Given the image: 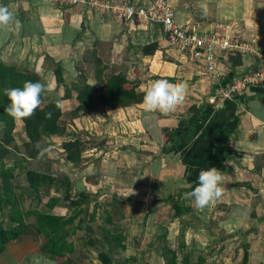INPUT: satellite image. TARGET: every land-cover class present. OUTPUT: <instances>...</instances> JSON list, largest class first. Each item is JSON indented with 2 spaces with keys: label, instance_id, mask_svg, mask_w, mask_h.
<instances>
[{
  "label": "crops",
  "instance_id": "crops-1",
  "mask_svg": "<svg viewBox=\"0 0 264 264\" xmlns=\"http://www.w3.org/2000/svg\"><path fill=\"white\" fill-rule=\"evenodd\" d=\"M122 1L140 5L147 0ZM166 3L176 24L209 32L216 22L227 23L264 55V0ZM201 4H207L206 14ZM0 6H7L14 16L9 26L0 28V61L36 72L48 89L56 85L52 75L56 63L63 85L81 77L93 84V70L100 66L104 72L136 77L135 90L143 95L158 79L189 85L184 101L167 113L145 112L143 98L117 109L73 112L76 100L61 98L62 84L48 93L50 100L59 102L57 123L63 131L43 137L48 151L42 159L51 163L52 147L62 152V142L79 136L85 143L80 160H64L66 169L60 175L69 181L70 198L83 192L88 206L94 207L87 212L93 214L92 220L84 223L92 233L84 226L67 238L74 249L66 254L69 264H102L98 251L111 260L109 264H164V248L175 252L176 264L198 258L204 264H264V85H247L229 99L220 94L231 78L254 66V56L219 53L220 75L214 79L200 63L169 45L157 22L116 19L82 4L60 6L45 0H0ZM15 20L23 25L18 34ZM44 167L36 169L50 173ZM209 167L223 174L225 190L215 204L200 210L184 193L192 190L187 185L196 186L200 170ZM16 171L17 182L27 188L23 173L17 177ZM58 185L62 195L57 180L40 192L47 194ZM31 193L38 194L28 189L25 198ZM25 198L22 202H29ZM64 201L60 196L50 209L44 204V210L36 209L66 217L72 208L65 215ZM181 207L185 210L179 212ZM3 208L0 225L7 228L14 223ZM29 216L27 221L33 222ZM105 228L121 234L122 249H110L101 239ZM30 230L1 245L0 264H55L57 259L41 249L43 237Z\"/></svg>",
  "mask_w": 264,
  "mask_h": 264
},
{
  "label": "trees",
  "instance_id": "trees-1",
  "mask_svg": "<svg viewBox=\"0 0 264 264\" xmlns=\"http://www.w3.org/2000/svg\"><path fill=\"white\" fill-rule=\"evenodd\" d=\"M153 46L154 44L143 46L142 49L146 51L147 48ZM93 62L95 66H98L97 59H93ZM102 69L103 67L100 66V68L95 67L93 70V84L86 83L84 78L81 77V79L73 80L69 85H63L59 64L56 63L52 68L55 84L57 86L62 84L61 98L74 96L76 100L73 112L86 110L97 113L102 107L117 109L137 103L143 98V94L135 90L138 85L136 77H129L114 71L104 72ZM25 81L37 82L39 81V75L25 67L21 68L11 62L0 61V211L2 206L6 204L9 211L8 220L14 223L7 228L0 225V247L3 243L26 233L30 228L32 234L43 237L44 242L41 249L57 259L55 264H69L70 258L66 257V254L72 253L74 249L67 238L75 230L83 229L86 225L84 224V217H78L74 224H72V221L77 214L86 212L83 207L88 202L83 192H79L75 198H70L68 193L70 184L65 175L52 177L48 172L45 173L36 168L28 167L27 162H25L26 167L22 165L23 157L28 161L36 158L38 149L34 145L38 143L43 148L44 143L41 141L43 137L60 135L63 131V127L57 123L60 115L59 102L58 100H50L47 92L43 94V102L31 118L13 119L7 114L5 108L9 104V100L4 94V89L22 87ZM48 112L52 113L51 119H45V114ZM16 120L20 122L26 138L20 143V146L14 143L13 137ZM60 145L64 160L70 163L79 162L84 143L78 137H73ZM6 161H10L11 164L6 166L4 164ZM15 169H21L27 188L35 194L46 191L54 180L59 181L63 186L61 199L67 201L66 208H72L71 214L63 217L50 212L44 213L39 209H34V211L22 209L19 204L22 198V188L13 174ZM58 200L59 197H48L44 206L50 209ZM93 210L94 207L92 212ZM181 210L185 209L181 207L179 212ZM88 214L85 213L88 216L86 222L93 218V214ZM27 215H33L34 221L28 222L25 218ZM84 230L92 233L91 226H85ZM100 236L110 249H122L124 247L121 243L122 236L119 233H111L108 228H105L100 231ZM160 236L163 238L164 234ZM164 255V264H176L173 250L164 248ZM97 258L102 264L111 262L100 251L97 252ZM181 264H204V260L198 258L195 262L189 263L183 259Z\"/></svg>",
  "mask_w": 264,
  "mask_h": 264
},
{
  "label": "built area",
  "instance_id": "built-area-1",
  "mask_svg": "<svg viewBox=\"0 0 264 264\" xmlns=\"http://www.w3.org/2000/svg\"><path fill=\"white\" fill-rule=\"evenodd\" d=\"M51 4L67 6L82 4L88 9L98 10L109 17L142 18L159 23L167 43L184 51L190 60L200 63L205 72L218 79L219 53L252 55L256 63L244 69L228 81L221 90V98L229 99L238 95L247 85H264V55L231 31L227 23L216 22L209 32L198 31L188 24L178 25L173 21L171 9L166 0H147L143 4H132L122 0H45Z\"/></svg>",
  "mask_w": 264,
  "mask_h": 264
},
{
  "label": "clouds",
  "instance_id": "clouds-1",
  "mask_svg": "<svg viewBox=\"0 0 264 264\" xmlns=\"http://www.w3.org/2000/svg\"><path fill=\"white\" fill-rule=\"evenodd\" d=\"M201 9L207 12V4H201ZM14 20L13 13L7 6H0V28H6ZM23 25L15 20L14 30L19 33ZM189 85L186 81L170 83L167 79H158L147 86L142 99V108L145 112L167 113L175 110L180 105L188 92ZM48 91L45 84L37 81H25L22 87L4 89V94L9 100L5 108L7 114L13 119H29L40 107L43 94ZM52 113L45 114V119H51ZM38 149V156L44 157L47 148H42L38 143L34 145ZM223 174L216 167L201 169L197 177L195 187L184 193V198L193 200L195 206L203 210L215 204L223 195Z\"/></svg>",
  "mask_w": 264,
  "mask_h": 264
},
{
  "label": "rangeland",
  "instance_id": "rangeland-1",
  "mask_svg": "<svg viewBox=\"0 0 264 264\" xmlns=\"http://www.w3.org/2000/svg\"><path fill=\"white\" fill-rule=\"evenodd\" d=\"M51 87L48 89L49 91H47V94L48 93H50L51 91H54L55 92V90H56V88H57V85L55 86V85H50ZM57 91V90H56ZM57 93V92H56ZM60 93V92H59ZM18 121V120H17ZM20 122H17L16 123V125H15V127H14V129H13V137H14V143L16 144V145H18V146H20V143L22 142V134H23V130H22V126H21V124H19ZM20 127H21V129H20ZM78 138H79V136H78ZM80 139V138H79ZM81 140V139H80ZM42 141V140H41ZM58 142H59V140H58ZM42 143H44V141H42ZM47 143H49V142H47ZM55 143H57V141L55 142ZM52 144V143H51ZM84 146H85V143H84ZM56 147H57V145H56ZM51 150H53L54 151V153H52V160H50L51 161V163L50 162H45V159H42V158H40V157H37L38 159H36V158H34L33 160H30V161H28V160H26V158L25 157H23L22 158V165H25V162H27V166L28 167H31L32 169H34V168H36L37 166H45L44 167V170H46V171H49L51 174V176L52 177H57V176H59L60 175V173H62V171H63V169H66V163H65V161H64V158H63V152H60V148H59V152H57L58 150L55 148V147H52L51 148ZM5 165H10L11 164V162L10 161H6L5 163H4ZM46 164V165H45ZM25 167H26V165H25ZM21 173V171L19 170V169H17V171H16V174H17V177H19L20 174ZM15 174V175H16ZM22 176V175H21ZM17 180V179H16ZM54 181H56V180H54ZM20 183V182H19ZM22 186V185H21ZM57 187V188H56ZM59 187V185L58 186H53L49 191H48V193L47 194H43L42 192H40V193H38L36 196H34L33 195V193H31L30 195L32 196H34V197H32V198H30L31 196H27L26 198H25V193L27 194V188L26 187H24V189H21V193H22V198L21 199H23V198H25L27 201H29V202H26V203H23L22 202V200H21V202H19V204H20V206L22 207V209L23 208H25V207H29V206H31L32 204L34 205L33 207H31V208H28V209H31V211L33 210L34 211V209H36V207L37 208H40V209H43L44 210V207L42 206L44 203H45V201L47 200V198L51 195H55L54 197H60L61 196V194H60V192H61V188H58ZM55 188L56 189H58V191H56L55 190ZM47 191V190H46ZM70 195H71V193H72V188H71V186H70V192H68ZM46 195V196H45ZM25 202V201H24ZM67 203V201H64V204H66ZM4 208V211H5V213H8L9 211L7 210V206L6 205H4L3 206ZM26 209V208H25ZM65 209V208H64ZM61 210L62 212H64L65 210ZM67 210L64 212L65 213V215H66V212L68 211V208H66ZM83 209H85V213H87V212H91L92 211V208L90 207V205L88 206V204L86 205V206H84L83 207ZM7 210V211H6ZM85 213H79V214H77L75 217H74V221H75V218L76 217H78V216H80L81 214H84L85 215ZM33 216V215H32ZM32 216H29L30 217V219H32ZM26 218V217H25ZM86 219L87 218H85V221H86ZM85 240V239H84ZM160 243V242H159ZM145 259H146V262H148L147 260H148V258H146L145 257ZM148 264V263H147Z\"/></svg>",
  "mask_w": 264,
  "mask_h": 264
}]
</instances>
